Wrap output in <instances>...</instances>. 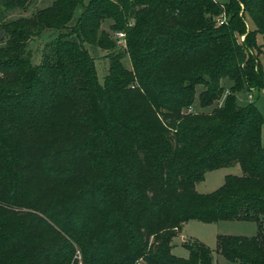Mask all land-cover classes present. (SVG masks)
Returning a JSON list of instances; mask_svg holds the SVG:
<instances>
[{"label":"trees","instance_id":"obj_1","mask_svg":"<svg viewBox=\"0 0 264 264\" xmlns=\"http://www.w3.org/2000/svg\"><path fill=\"white\" fill-rule=\"evenodd\" d=\"M35 2L0 0V228L8 230L0 264H40L45 253L73 261L71 245L38 243L43 220L34 211L70 234L84 264H214L201 242L184 244L187 259L172 253L190 221L255 222L253 237L218 236L216 252L232 264H264V116L237 98L264 90V0H54L28 15ZM16 11L24 15L8 19ZM106 22L125 33L132 70L115 53L101 85L84 45L109 48ZM46 30L59 36L33 65L30 44ZM223 80L232 83L227 93ZM198 86L201 108L225 95L224 104L183 114ZM57 144L81 149L80 158L58 165ZM237 165L241 176H226L212 193L196 191L206 173ZM87 174L102 179L90 192ZM95 192L102 205L91 210L100 219L87 235L49 211L60 203L71 214Z\"/></svg>","mask_w":264,"mask_h":264},{"label":"rangeland","instance_id":"obj_2","mask_svg":"<svg viewBox=\"0 0 264 264\" xmlns=\"http://www.w3.org/2000/svg\"><path fill=\"white\" fill-rule=\"evenodd\" d=\"M219 3L225 4L228 3L229 0H216ZM54 0H36L34 5L29 9L28 15L33 14L35 11L43 8L49 7ZM89 0H84V5H87ZM80 5L74 14V17L70 23V26H74L80 17L83 6ZM24 13L21 11H16L12 14L8 15V19L15 20L23 16ZM224 17L220 18V21H224ZM247 23L250 28L253 29V26L251 25V22L247 19ZM110 24L111 22H106L103 24L102 29L105 30L108 35L109 39L111 41V44L109 43L108 49H102L96 46H91L89 44H85L84 47L89 51L91 57L94 59L98 81L101 85L105 83V78L108 74L110 63H111V57L115 53H120L122 56V63L123 65L129 69L132 70V63L129 58V56L126 53V45L127 41L126 38L123 40L118 39L115 34V31L110 30ZM59 36V32L57 30H46L42 34V36L38 39L33 41L30 44V53L32 54L31 62L33 65H39L41 63L42 58V50L44 46L48 43H51L55 41ZM5 38L3 30L0 28V44L3 42ZM259 44L262 43V38L259 37ZM114 44V45H113ZM112 45V46H111ZM259 59L264 67V53H262L259 56ZM222 85L226 89V93L230 90V87L232 83L229 80H223ZM205 90V87L198 86L197 87V94H196V100L194 105L191 108H185L183 110V114L188 113H211L217 106H222L225 102L226 96L224 95L220 101L214 103L211 107L208 108H201L199 103L198 96L200 93H202ZM253 97L250 95L249 92H242L237 95L238 98V104L240 106H247L250 103H255L258 109L261 111V113L264 116V90L258 93H253ZM263 136H264V128H263ZM35 139L39 137L38 134L34 135ZM94 142L98 143L100 145H105L106 143V137L105 136H96L94 138ZM83 141H80L78 144H82ZM70 147L68 146H62L57 144V146L54 148L55 150V156H56V162L58 165H64L63 160L66 158H70V160H78L82 153V150L77 148L75 149L72 147L71 149H68ZM75 156V157H73ZM55 161V160H54ZM52 165H49L51 167ZM82 173V172H81ZM228 175H236L241 176L242 171L241 168L237 165L234 167L229 168H222L219 170H215L212 172H208L205 175V180L196 184V191L200 194H209L217 189H219L225 182V178ZM87 181L83 185V190L90 192L94 187L96 189L99 187V184H101L102 179L98 178L96 174H87ZM56 181L64 184L65 181L67 183H70L72 181L71 178H65L61 179L60 176H58ZM78 180V179H77ZM74 181L75 183H78V181ZM96 191V190H95ZM97 192V191H96ZM92 196V201H88V199L82 200V202H79L77 209H75L71 214H67L59 203L57 206H54L52 201H54L57 198H54L50 201L51 205H48L49 211L52 213H57V218L59 219L60 223H65L67 221V227L72 230L73 233H80V234H88L90 231H93L96 228V222L99 221L100 215H95L94 210L91 209L93 207H97L98 205L101 206L102 204L100 201H102L101 195L96 193ZM88 198V197H87ZM50 198H48L46 201H48ZM59 201V200H58ZM1 202V201H0ZM47 203V202H46ZM103 203V202H102ZM46 205V204H45ZM60 205V206H59ZM37 217H40V219L43 220V222L39 225L38 228V239L39 244L43 245L44 247L50 248V249H61L63 248L64 251L68 249L67 245H71L74 247V257L73 261L70 264H84L83 262V256L80 248L74 244L72 239H70V234H67L63 231V229L57 225L56 222H53L48 218L47 214L40 213L38 211L32 212ZM50 214V212L48 213ZM70 220V223L68 224ZM72 221V222H71ZM5 227L0 228V236L7 232ZM257 234V224L255 222H240V221H222L219 223H203L199 221H190L184 225L183 231L180 235L175 237L172 241V253L179 257L187 259L189 257V251L184 247V244L186 242L193 243L195 241L201 242L205 244L207 247H209L213 251V258H214V264H232L228 262L222 255L218 254L216 252L217 248V238L218 236H245V237H253ZM55 252V251H53ZM46 253L42 255V260H40V264H66L65 260L62 259V256L58 259H55L56 257L51 258V260L46 258Z\"/></svg>","mask_w":264,"mask_h":264},{"label":"built area","instance_id":"obj_3","mask_svg":"<svg viewBox=\"0 0 264 264\" xmlns=\"http://www.w3.org/2000/svg\"><path fill=\"white\" fill-rule=\"evenodd\" d=\"M221 23H223V21H221ZM115 36H116L118 39H120V40H123V39L126 38L125 33H123V32H116Z\"/></svg>","mask_w":264,"mask_h":264},{"label":"crops","instance_id":"obj_4","mask_svg":"<svg viewBox=\"0 0 264 264\" xmlns=\"http://www.w3.org/2000/svg\"><path fill=\"white\" fill-rule=\"evenodd\" d=\"M2 30V29H1Z\"/></svg>","mask_w":264,"mask_h":264}]
</instances>
